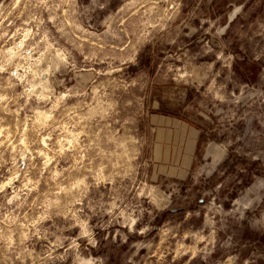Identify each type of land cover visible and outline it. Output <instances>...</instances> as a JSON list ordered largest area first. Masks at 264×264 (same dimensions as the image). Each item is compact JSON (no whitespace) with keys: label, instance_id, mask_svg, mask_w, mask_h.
Listing matches in <instances>:
<instances>
[{"label":"rangeland","instance_id":"rangeland-1","mask_svg":"<svg viewBox=\"0 0 264 264\" xmlns=\"http://www.w3.org/2000/svg\"><path fill=\"white\" fill-rule=\"evenodd\" d=\"M126 2L103 0L100 8L101 0H75L71 22L82 32L59 20L53 24L37 0H20L18 5L15 0H0V32L16 33L4 46L24 42L9 72L0 74V95L8 97L0 103V128L5 129L0 135V182L12 175L20 177L0 193V204L20 189L26 175L40 178L29 202L54 187L47 181L49 171L39 174L44 158L37 152L54 155L56 141L65 134L57 129L50 140L39 143L51 129L38 132L40 126L28 119L52 106V101L37 99L50 89L46 95L66 96L54 113L57 122L71 124L84 115L92 116L88 109L97 102L118 106L107 121L97 117L84 122L81 147L99 133L100 138L115 142L103 145L107 150L134 141L127 148L138 153L134 177L121 186L123 215L113 217L103 209L94 215L87 209L78 213L81 219L89 216L93 235L102 241L96 248L82 245L85 260L91 257L96 264H264V0H160L148 16L141 9L123 25L137 35L146 29L136 44L135 62L121 65L111 78H101L98 70L106 66L85 59L93 51L89 39L104 33L108 24L113 30L108 41L118 43L117 36L127 39L118 28L124 15H118L119 9ZM144 21L155 26L148 27ZM59 27L63 32L57 31ZM45 34L53 49L72 53L70 64L45 71L55 60L50 51L38 67L32 65L46 47ZM19 66H31L32 72L43 74L33 79L29 72L21 83L17 76H24V67ZM129 84L137 90L125 92ZM33 85H40L35 87L36 94L26 93ZM97 87L105 90L99 101L93 99ZM72 155L57 157L49 169L68 168ZM146 155L150 159H144ZM119 159L117 153L115 160ZM111 188L104 184L90 189L85 203L107 205ZM71 199L62 197L59 210L77 212L84 207L73 205ZM14 207L0 208V218ZM16 211L21 216L36 214L27 207ZM67 223L53 214L37 228L43 234L54 231L53 225ZM79 231L72 228L64 235L75 238ZM47 244L36 237L26 242L33 254L42 253ZM11 264L32 261L13 256Z\"/></svg>","mask_w":264,"mask_h":264},{"label":"clouds","instance_id":"clouds-1","mask_svg":"<svg viewBox=\"0 0 264 264\" xmlns=\"http://www.w3.org/2000/svg\"><path fill=\"white\" fill-rule=\"evenodd\" d=\"M15 2L18 5L20 0H15ZM159 2L160 0H127L125 5L119 9L118 15L120 13L124 15L120 16L118 28L127 39L117 36L116 40L118 43L108 41L107 37L113 33L110 24L105 27L104 33L100 36H96L95 40L89 39V43L93 46V51L85 56V59L92 61L94 64L106 66L98 70V75L101 78H111L114 72L121 71V65L135 62L136 44L139 43V37L145 35L146 29L145 31L139 32V35H137V31L123 25L125 24V20H130L131 17L137 16L141 9H145L143 16L150 15ZM165 2H167V0H165ZM74 3L75 0H37V5L42 6L45 11L50 13L49 18L53 24L59 20L61 25L68 24L70 27H76L83 32L85 31L84 29L80 28L79 25H73L71 22V16L74 15ZM145 5H150V7L145 8ZM2 7L3 5L0 4V8ZM99 7H104L103 0H101ZM57 13H59V15H57ZM2 23L3 21L0 20V24ZM144 23L147 25V21H144ZM147 26L154 27L155 25ZM63 30V27L57 28V31L63 32ZM17 32H19V29ZM15 35L16 33L13 34V36ZM25 35H27V33H25ZM92 35L95 34H89V36ZM13 36H9L7 31L0 32V41L4 42L0 44V74L9 72L13 59L19 53V48L23 47V40H20L18 47L15 43L11 47L4 46L8 43V40L13 39ZM5 37H7V40ZM78 39L82 38L78 37ZM42 40L46 44V47L44 51L40 53V56H38L35 61H32L33 66L38 67L44 54L50 51H54L55 60L45 71L59 70L60 64L68 65L71 63V52L58 48L53 49V45L47 43V34H45ZM78 47L80 48V55L83 56L84 52L82 45ZM27 59L31 60V58ZM16 70H18V68ZM29 72H32V67H24V76H17V79L20 80L21 83H24ZM11 74L15 75V71ZM42 74L43 72H32L33 79L38 78V75ZM8 86H12L10 80ZM39 86L40 85H33L32 87H28L26 93L35 95V87ZM136 90V86L133 84H129L128 87L125 88V92ZM45 92H51V90L46 89L42 91V93L37 96V99L52 101V106L48 108L47 111L42 112L37 110L35 112V117H29L28 119L33 120L34 125L40 126L39 130H37L38 132L46 128L51 129L47 135L40 139L39 143L50 140L52 133L56 132L57 129L65 134L61 135L60 139L56 141L58 147L55 149L54 155L48 156L43 150L37 152L39 157L44 158L43 166L39 169V174L42 177L44 171H49L50 174L47 177V181L54 187H50L47 192L42 193L41 196L34 197L33 200L29 202L28 197L37 191L40 178L38 177L36 180H32L26 175L20 189L13 195L7 196L4 204H0V208L5 207V205H15L14 208L0 218V260H3L4 264H11L14 256L15 259L21 261L26 258H31L32 264H96V261L91 257L85 260L81 256L82 245H90L92 248H96L98 242L102 243V241H98L93 235L92 229L88 225L89 216L85 214L84 218L81 219L80 214H84L85 209H87L88 213L94 215L98 209H103L113 217L116 215H123V209H120V204L123 202L121 186L124 181L134 177L135 168L133 162L137 160L138 153L128 151L127 144L134 143V141L118 143L115 144V147L111 150H107L103 145L114 144L115 142L100 138L99 133L96 134L97 138L93 139L88 145L83 147L80 145L79 137L86 135L84 131L86 125L84 122L97 117L101 121H107L108 118L114 116L116 108L118 107L117 105L97 102L88 109V112L94 115H84L77 118L71 124H68L57 122L54 115L60 107V102L66 99V96L64 94L55 96L54 93L52 95H46ZM104 92L105 90L102 87L95 88L93 90V99L99 101L100 98L104 96ZM7 99L8 97L6 95H0V103ZM49 121L53 123L50 125ZM117 123H119V121H117ZM123 123L127 124L128 121H124ZM70 127L79 128V131H70ZM27 130L26 124L24 132ZM4 131V128H0V135H2ZM101 131H103V129H101ZM24 132H21V144L24 143ZM47 147V144H45V148ZM49 151H51V149H49ZM65 153H74V155L71 156L72 162L69 167L58 170L53 166V168L49 169V165L52 164L53 160L57 157H63ZM90 153L93 154L90 155ZM117 153L120 157L119 160H115V155ZM144 159H150V157L146 155ZM82 170H86V172ZM106 172L107 175H105ZM19 178L18 175H12L0 182V193H4L5 189L10 187L12 183ZM104 184L112 185L110 203L107 205L102 201H97L95 204L91 202L85 203L90 189ZM126 191L131 192V189H126ZM139 194L140 193H136V195ZM62 197L72 198L71 203L73 205L83 204L84 207L78 209L77 212L59 210L62 206ZM25 207L29 208V210L35 209L36 214L32 217H29L27 213L21 216L20 213L16 211L17 209H23ZM118 209H120L119 212L117 211ZM53 214L63 218V220L68 221V223L62 227L53 225L55 228L54 231H45L41 234L37 225L43 223L45 220H51ZM128 227L131 229V225H128ZM72 228H79V234L76 235L75 238L65 236L64 232L70 231ZM32 237L48 241L42 253L33 254L29 251L26 242L31 240ZM77 241H79V243Z\"/></svg>","mask_w":264,"mask_h":264}]
</instances>
